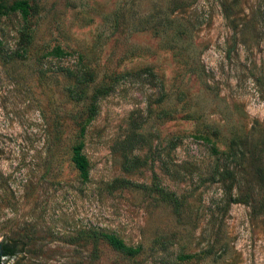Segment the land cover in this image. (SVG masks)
I'll use <instances>...</instances> for the list:
<instances>
[{
	"label": "rangeland",
	"instance_id": "374dc122",
	"mask_svg": "<svg viewBox=\"0 0 264 264\" xmlns=\"http://www.w3.org/2000/svg\"><path fill=\"white\" fill-rule=\"evenodd\" d=\"M28 2L24 57L0 16V264H264V0Z\"/></svg>",
	"mask_w": 264,
	"mask_h": 264
},
{
	"label": "trees",
	"instance_id": "16d2710c",
	"mask_svg": "<svg viewBox=\"0 0 264 264\" xmlns=\"http://www.w3.org/2000/svg\"><path fill=\"white\" fill-rule=\"evenodd\" d=\"M8 12H16L21 20V29L19 34L20 42L17 45V47L10 52L11 56L17 58L24 57L28 51V43L30 42L31 39L30 38L31 6L28 0H11L10 2H7L6 0H0V16L7 14ZM1 50L2 48L0 46V51ZM54 52L56 54L62 53V51L58 47L54 49ZM109 91L110 89L106 87V83H104V81L103 82L100 81L99 84L93 89V93L90 98L91 101L88 103L86 107L84 120L79 127L80 135H82L83 133L84 125L88 121H90V119L96 113V104H95V99L97 98L96 96L105 95ZM131 127L132 128L130 129V131L134 133L137 127L132 124V119H131ZM212 148L213 149L215 148L213 144H212ZM69 159L71 164L75 168L79 179L86 180L88 178V161L82 152V141L80 139H77L71 144ZM126 162L127 161L123 162L124 167H126ZM152 180L153 182L157 180L155 173H152ZM261 186H262L261 187L262 190L264 191V184ZM156 191L158 192V194L163 195L164 198H168L169 203L171 205L176 204L177 199L173 195L171 194L168 195L169 193L162 191L161 189H156ZM98 235L111 248L125 255L133 256L139 252L138 246L133 247L125 244L120 238H118L113 233L101 232ZM0 251H6V257L11 258V257H15L18 251H20V249L17 248L16 241L10 240V241H0Z\"/></svg>",
	"mask_w": 264,
	"mask_h": 264
},
{
	"label": "water",
	"instance_id": "95a60500",
	"mask_svg": "<svg viewBox=\"0 0 264 264\" xmlns=\"http://www.w3.org/2000/svg\"><path fill=\"white\" fill-rule=\"evenodd\" d=\"M0 259H6V251H0Z\"/></svg>",
	"mask_w": 264,
	"mask_h": 264
}]
</instances>
